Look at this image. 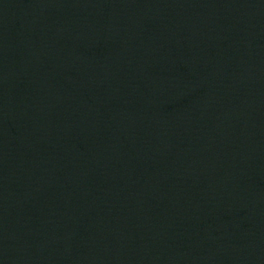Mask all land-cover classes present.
I'll list each match as a JSON object with an SVG mask.
<instances>
[{
  "label": "water",
  "instance_id": "1",
  "mask_svg": "<svg viewBox=\"0 0 264 264\" xmlns=\"http://www.w3.org/2000/svg\"><path fill=\"white\" fill-rule=\"evenodd\" d=\"M0 264H264V0H0Z\"/></svg>",
  "mask_w": 264,
  "mask_h": 264
}]
</instances>
